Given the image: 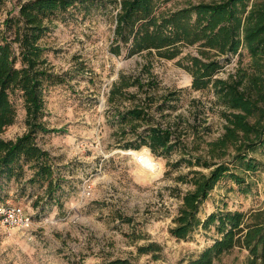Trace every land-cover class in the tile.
<instances>
[{
    "label": "trees",
    "instance_id": "obj_1",
    "mask_svg": "<svg viewBox=\"0 0 264 264\" xmlns=\"http://www.w3.org/2000/svg\"><path fill=\"white\" fill-rule=\"evenodd\" d=\"M174 0H17L0 29V135L14 124L16 110L13 95L19 93L25 110V132L12 140L0 137V191L3 183L21 182L45 188L51 199L60 189L50 155L37 144L39 134L49 129L42 121L44 93L64 79L55 73L45 54L42 39L50 32L55 17L72 10L89 15L111 8L113 17L109 52L125 58L140 57L138 76L119 73L107 103L135 101L125 93L136 86L142 100L124 111L116 110L123 136L130 139L123 149L148 148L154 156L179 159L170 168L184 166L185 173L175 182L186 186L184 192L172 190L180 204L168 228L176 240H186L198 229L213 228L216 239L196 258L185 264H223L233 250L247 252L243 264H264V208L247 212L217 208L204 220L199 213L210 193L223 181H229L244 194L255 185L254 176L264 171V0H181L179 7L167 5ZM6 0H0V10ZM180 2V1H179ZM247 54L244 62L241 51ZM233 57L236 66L226 71ZM154 60H177L191 77V89H210L214 108L223 121L221 133L207 140L210 127L194 125V131L166 121L163 98L155 104L141 76L152 77ZM224 72L225 77H220ZM159 115V119L156 118ZM142 129L140 130V128ZM126 128V129H125ZM191 137V139H189ZM155 245L139 248V253L156 252ZM102 264H133L130 259H110Z\"/></svg>",
    "mask_w": 264,
    "mask_h": 264
},
{
    "label": "rangeland",
    "instance_id": "obj_2",
    "mask_svg": "<svg viewBox=\"0 0 264 264\" xmlns=\"http://www.w3.org/2000/svg\"><path fill=\"white\" fill-rule=\"evenodd\" d=\"M179 3L181 0H174L167 7H179ZM13 8L17 9V0H6L0 10V29ZM110 10L89 15L72 10L57 16L42 39L48 62L64 82L44 93L42 121L59 132L39 134L37 144L50 155L55 176L61 180L60 189L51 199L44 187L25 184L30 171L21 182L3 183L0 202L22 207L32 216V226L27 232L9 234L0 224V264H102L116 258L130 259L133 264H185L216 239L213 228L198 229L186 240H176L168 233L180 204L172 190L186 189L174 179L187 169L169 166L179 159L178 153L163 158L146 147L122 148L130 134L123 136L128 128L123 129L115 109L133 107L144 93L130 87L125 93L136 95L135 101L115 104L107 103V95L119 73L130 79L138 76L142 59H126L125 54L116 57L109 52L113 29ZM241 54L247 62L246 52ZM237 61L233 57L226 71ZM152 73V81L143 75L141 83L144 87L154 83L148 93L154 95L155 104L169 99L163 113L166 121L178 123L190 135L194 125L204 124L210 127L207 140L221 133L223 121L214 108L212 91L191 89V77L177 60H154ZM12 101L16 119L0 135L5 140L15 139L26 130L20 94L16 92ZM143 149L154 164L149 165L156 172L151 180L140 167L139 156H133ZM257 158L264 162V156ZM253 179L255 185L247 194L229 181L217 185L202 205L200 219L217 208L240 212L264 208V171ZM151 244L159 250L138 252ZM246 256L245 250L235 249L222 263L243 264Z\"/></svg>",
    "mask_w": 264,
    "mask_h": 264
},
{
    "label": "built area",
    "instance_id": "obj_3",
    "mask_svg": "<svg viewBox=\"0 0 264 264\" xmlns=\"http://www.w3.org/2000/svg\"><path fill=\"white\" fill-rule=\"evenodd\" d=\"M0 224L9 234L12 231L27 232L32 226V216L20 206L0 202Z\"/></svg>",
    "mask_w": 264,
    "mask_h": 264
},
{
    "label": "bare ground",
    "instance_id": "obj_4",
    "mask_svg": "<svg viewBox=\"0 0 264 264\" xmlns=\"http://www.w3.org/2000/svg\"><path fill=\"white\" fill-rule=\"evenodd\" d=\"M133 156L137 159L139 156V163H141L140 167L146 171V176L149 180H151L156 172L155 169H150L149 165L153 164L147 150L143 149L140 153L133 154ZM154 165V164H153Z\"/></svg>",
    "mask_w": 264,
    "mask_h": 264
}]
</instances>
